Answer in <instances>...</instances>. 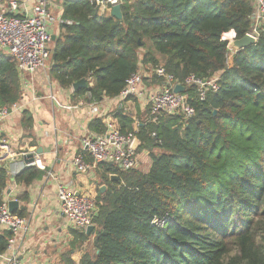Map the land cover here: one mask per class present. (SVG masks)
I'll return each mask as SVG.
<instances>
[{"label":"trees","instance_id":"obj_1","mask_svg":"<svg viewBox=\"0 0 264 264\" xmlns=\"http://www.w3.org/2000/svg\"><path fill=\"white\" fill-rule=\"evenodd\" d=\"M61 8L49 76L62 88L85 79L74 93L114 98L148 65L179 83L216 75L218 86L202 101L185 86L195 109L188 119L161 113L154 122L147 105L135 118L122 104L116 110L119 131L139 139L136 152L147 151L151 164L98 165L105 190L94 198L93 229L71 230L80 242L93 235L96 253L80 264H264V25L230 63L227 49L251 29L253 0H122L120 19L90 0H61ZM21 90L15 60L0 51V105L18 101ZM89 129L104 131L101 117ZM43 174L29 166L14 180L29 185ZM7 185L2 168L0 204ZM13 214L24 218L26 208ZM154 218L165 219L162 227ZM9 237L0 233V254Z\"/></svg>","mask_w":264,"mask_h":264},{"label":"crops","instance_id":"obj_2","mask_svg":"<svg viewBox=\"0 0 264 264\" xmlns=\"http://www.w3.org/2000/svg\"><path fill=\"white\" fill-rule=\"evenodd\" d=\"M6 3L7 0H0V9ZM31 5V0H21L20 9H28ZM48 9L55 17L51 28L54 36L50 42L51 50L62 22L61 0H50ZM150 78L144 79L146 83L147 79L152 82ZM20 79L23 95L18 102L24 106L3 120L0 134L4 144L1 151L7 152L3 160V169L8 176L4 201L8 206L9 200L16 199L18 207L15 210L26 208L25 226L17 235L12 251L28 264H80L84 253H96L92 247L93 235L84 242L74 240L71 230L79 229L72 227L60 213L57 188L62 185L76 195L88 193L95 198L98 189L104 186L98 173L99 166L88 172H78L71 163L73 156L81 150L82 139L96 133L89 129L90 122L96 117H101V120L103 116L113 117L121 104L132 117H141L147 104L139 99L136 102L122 100L120 96L108 98L102 95L93 99L88 97V91L74 93L76 90L72 86L67 89L60 87L51 79L49 72L48 76L44 74L43 68L26 73ZM162 85V80H159L146 86L156 88ZM91 104L99 107L98 114H93ZM28 154L33 158L34 154L38 155L41 166L35 167L43 170L44 174L29 185L16 183L14 177L33 166L26 162ZM140 160L147 171L151 160L145 150L141 151ZM23 197L24 200L21 199ZM4 231L9 232L0 225V233Z\"/></svg>","mask_w":264,"mask_h":264},{"label":"built area","instance_id":"obj_3","mask_svg":"<svg viewBox=\"0 0 264 264\" xmlns=\"http://www.w3.org/2000/svg\"><path fill=\"white\" fill-rule=\"evenodd\" d=\"M32 5L28 9H20L21 0H7L6 6L0 9V51L12 57L22 79L24 74L41 70L51 56V28L55 17L50 13L48 4L50 0H31ZM100 13L105 10L111 11L114 5L121 4L122 0H90ZM252 27L246 33L256 40L259 30L264 25V0H253V12L250 16ZM61 21V20H60ZM245 34V35H246ZM228 49V62L231 61L232 48ZM156 75L162 80L163 85L156 88H148L144 79ZM20 77V78H21ZM198 79L193 75L179 83L173 76L165 71L162 66L152 69L151 74L137 72L127 80L125 88L119 96L122 100L128 97L145 101L148 113L152 121L156 122L161 113L165 115H179L184 119L191 118L195 114L194 107L190 104L187 94L174 92V86L180 84L195 86L198 100L205 99L209 90L217 89L216 78ZM91 98V94H88ZM24 106L21 102H13L10 105H0V134L1 124L12 112L20 111ZM93 114H98L99 107L91 104ZM104 131L90 133L81 142V150L72 158L71 163L76 171L88 172L101 163H111L121 170H131L138 167V153L131 148L134 138L133 133L122 134L113 117L103 116ZM154 135V134H153ZM3 141L0 137V171L3 168V160L7 157L3 149ZM89 157V159H87ZM33 166H41L38 155L34 154ZM57 198L60 205V213L72 227L81 231L92 224L93 215L96 212L94 197L88 193L74 194L62 185L57 188ZM154 225L162 227L163 218H154ZM0 225L10 232L6 251L0 254L1 264H28L21 260L12 251V246L19 232L25 226V220L9 211L7 202L0 204Z\"/></svg>","mask_w":264,"mask_h":264},{"label":"water","instance_id":"obj_4","mask_svg":"<svg viewBox=\"0 0 264 264\" xmlns=\"http://www.w3.org/2000/svg\"><path fill=\"white\" fill-rule=\"evenodd\" d=\"M111 15L117 19H120L122 17L121 8H120L119 4L114 5L111 8ZM51 37H52L51 39L54 38V36H51ZM256 41L257 40L254 37L246 34L242 38L232 40L228 44V47L237 51V50H240L242 48L247 47L248 45L254 44ZM85 86H86L85 79L77 80L72 84V88L74 90L81 89ZM183 91H184V87L182 85L176 84L174 86V92L179 93V92H183ZM139 145H140L139 139L137 137H134L132 140V143H131V148L134 151H136L138 149ZM25 158H26L27 163H30L31 161H33V156L31 154H28ZM112 179H115V177L112 176ZM104 189H105V186H101L100 191H103ZM17 207H18V201L16 199H11L8 201V209L10 212H13ZM92 229H93V224L89 225L86 228L85 233L89 234L92 231Z\"/></svg>","mask_w":264,"mask_h":264},{"label":"rangeland","instance_id":"obj_5","mask_svg":"<svg viewBox=\"0 0 264 264\" xmlns=\"http://www.w3.org/2000/svg\"><path fill=\"white\" fill-rule=\"evenodd\" d=\"M52 46V45H51ZM141 52V51H140ZM140 56H141V53H140ZM230 63V62H229ZM147 67V68H146ZM48 68H50V60L49 61H47V64H46V66L43 68V70H44V74H47V76H48V72H49V69ZM152 69H153V67H151V66H141L140 67V69H139V73L140 72H147V73H149V74H151V72H152ZM151 79V78H150ZM145 81V84L146 85H150V84H152L153 82H151V81H148V79H147V83H146V80H144ZM140 110V109H139ZM140 113V112H139ZM147 152V151H146ZM140 153L141 152H139L138 154H139V159H138V167L137 168H139L140 170H146V166H145V164L140 160ZM147 155H148V153H147Z\"/></svg>","mask_w":264,"mask_h":264}]
</instances>
